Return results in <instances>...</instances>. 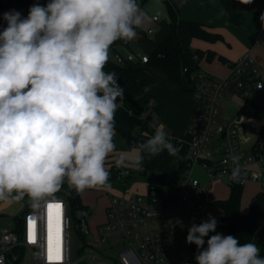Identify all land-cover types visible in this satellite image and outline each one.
<instances>
[{
  "label": "clouds",
  "instance_id": "9594fccd",
  "mask_svg": "<svg viewBox=\"0 0 264 264\" xmlns=\"http://www.w3.org/2000/svg\"><path fill=\"white\" fill-rule=\"evenodd\" d=\"M2 19L0 201L27 198L35 207L65 183L77 192L109 187L105 161L116 148L115 114L124 89L117 74L104 69L113 43L133 39L144 22L138 0H48L33 4L27 17L13 9ZM138 149L137 166L144 153L176 154L164 126ZM239 173L234 167L232 176ZM217 223L209 215L188 228L196 264H264L256 243L217 232Z\"/></svg>",
  "mask_w": 264,
  "mask_h": 264
},
{
  "label": "built area",
  "instance_id": "2783aa9c",
  "mask_svg": "<svg viewBox=\"0 0 264 264\" xmlns=\"http://www.w3.org/2000/svg\"><path fill=\"white\" fill-rule=\"evenodd\" d=\"M255 38L264 44V22ZM136 58L134 53H116L114 61L124 64ZM141 61L147 62L148 55H142ZM194 76L187 86L197 103L189 127V169L175 185L161 192L149 183L147 194L109 192L106 220L95 227H91V210L86 206L76 210L77 223L73 225L64 196L52 195L35 207L25 198L20 212L13 215L14 227L0 230V264H187L188 228L208 220L209 215L216 218L214 211H221L211 209L208 196L212 183L257 182L264 192V138L260 137L264 117L249 113L252 102L257 103L264 93V67L246 52L230 62L228 76L201 69ZM225 93L244 101L234 114L221 110ZM155 125L160 127L157 121ZM233 156L238 157L235 164ZM196 166L206 174L205 181L193 175ZM236 166L240 173L233 177ZM118 169L119 176H128V168ZM50 203L61 205L60 254L51 260L47 244ZM139 223L146 229L135 230ZM73 233L81 240L79 247L72 244Z\"/></svg>",
  "mask_w": 264,
  "mask_h": 264
},
{
  "label": "trees",
  "instance_id": "16d2710c",
  "mask_svg": "<svg viewBox=\"0 0 264 264\" xmlns=\"http://www.w3.org/2000/svg\"><path fill=\"white\" fill-rule=\"evenodd\" d=\"M10 1L0 0V12L8 8ZM148 1L138 0L141 8ZM164 1L169 15V33L163 40L157 42L154 50L148 54V61L144 63L146 68L129 62L119 64L111 59L106 64L110 71L123 76V105L115 114V149H117V145L122 148L139 146L156 129L155 116L151 108L152 105H155V101L151 92L145 91L149 80L145 75L148 71L151 68H159L172 81L179 83L186 91H189L187 86L191 85L192 77H195V72L200 68V60L204 56L208 60H212L215 55L212 51L193 49L191 45L193 39L201 38L213 41L221 38L219 34L207 31L203 24L181 18L178 3L176 4L172 0ZM221 2L226 7L230 17L237 22L240 12L237 10L235 0H221ZM30 7L26 6L20 12L23 17L28 14ZM4 27L6 24L0 21V30ZM136 30L141 31V28ZM119 46H129V41H115L110 51H117ZM222 60L224 59L222 58ZM185 69L187 70L185 71ZM252 103L253 110H249V113L258 115L260 106L258 103ZM168 136L176 149V154L170 155L164 151L157 156L149 157L144 153L143 162L140 165V172L147 175L149 182L155 184L161 192L165 191L167 186L171 188L175 185L188 171L190 163L188 144L184 140H179L169 134ZM260 137L264 138V126ZM229 185H232L231 196L225 200L215 201V205L221 210L220 225L226 229L227 235L236 236L241 243H256L260 248V255L264 257V192L257 193L252 199L248 213H243L241 201L244 185L237 183ZM64 191L67 192L66 195L72 202L73 210L83 206L80 192L74 188H69L66 183L55 194H61L60 192ZM189 250L190 253L196 255L197 248L194 244H189Z\"/></svg>",
  "mask_w": 264,
  "mask_h": 264
},
{
  "label": "crops",
  "instance_id": "0c3cea01",
  "mask_svg": "<svg viewBox=\"0 0 264 264\" xmlns=\"http://www.w3.org/2000/svg\"><path fill=\"white\" fill-rule=\"evenodd\" d=\"M151 1L160 2L164 5L161 11L162 14H158L152 10L150 5ZM172 1L179 4V16L181 18L199 22L203 24L205 29L210 33L219 34L221 36L220 39L213 41L201 38H195L192 41L191 45L193 49L214 52V58L209 60L210 62L207 61V65L209 67L228 76L230 74V62L237 60L246 52H249L252 55L257 65L260 64L258 66L264 67V44L259 43L255 38L256 31L262 24L260 16L261 14H264V0H253L251 4H243L240 0H235L237 3V10L240 12L239 20L237 22L230 17L221 0ZM47 2L48 0H11L8 8L0 12V21L3 24H6V22L2 19V14L5 12L13 9L18 12H22L26 6H32L35 3L46 5ZM141 10L144 13V22L140 26L141 31L136 30L134 38L129 40V46H119L117 47V51L115 50L114 52H109V59L112 61H114L116 53H120L124 56L128 53H134L137 57L136 61L129 63H134L133 65L136 64L143 67L144 63L141 61V56L151 53L154 50L156 43L160 42L168 35L169 15L164 0H149L148 3L141 8ZM27 15L25 17H27ZM154 16H158V19H154ZM151 28L154 29V31L149 33L148 30ZM149 36H154L156 39L153 40L149 38ZM145 38L150 39L151 43L149 42V44H151V46L148 45V41H146ZM137 45L140 49H138ZM221 57L224 60H222ZM203 60L208 59L204 56ZM199 66L200 68L198 69L211 74V72L207 71L200 62ZM104 70L106 72H113L106 66ZM116 74L118 76L117 83L122 88L123 76L118 73ZM145 76L149 79L147 88L150 89L149 91L153 95V99L155 101V105L151 107L152 113L155 112L156 114L155 121H157L158 125L164 126L165 130L168 131L166 132L172 137L179 140H188L190 138L189 127L191 119L197 106L196 99L193 94L186 91L179 83L172 81L159 68H151ZM117 148L124 150L130 147L122 148L117 145ZM115 158H119V154L117 152L109 154L105 161V168L109 172L108 183L113 187V189L112 187L110 189L114 191V185H116L119 189L114 193L121 194L125 192L127 194H131L130 190L133 188L134 184L132 182L129 186H127L128 180H126V177L118 175V167L121 165L114 164ZM114 174H117L118 176L112 177ZM121 183H124V186H121ZM220 183L223 182L215 181L212 183L211 188L213 185ZM249 184H254L257 188V190L253 193L254 195L251 196L252 198L257 193L262 192V186L260 183L249 182ZM90 189L94 192L92 200L84 201L82 199L81 192L80 196L83 206H86L91 210L90 224L95 227L97 224L106 220L107 209L110 203V191L98 188ZM54 195L61 196L60 194ZM102 198H105V200ZM208 199L211 203V209L220 210L219 207L215 205V201H212L210 196H208ZM95 206L98 207L97 210H94ZM21 207L22 201L20 209ZM249 209L245 211L242 210V212L248 213ZM189 263L190 262L188 261L187 264Z\"/></svg>",
  "mask_w": 264,
  "mask_h": 264
},
{
  "label": "rangeland",
  "instance_id": "374dc122",
  "mask_svg": "<svg viewBox=\"0 0 264 264\" xmlns=\"http://www.w3.org/2000/svg\"><path fill=\"white\" fill-rule=\"evenodd\" d=\"M156 1V0H155ZM151 8L152 10H154L155 12H157L158 14H162V7H164V5L160 2H153L151 1ZM165 10V8H164ZM166 14V13H164ZM149 38L151 39H156V37L154 36H149ZM146 39V41H148V45L151 46V44H149L150 39ZM151 43V42H150ZM138 46V45H137ZM138 49H140V47L138 46ZM207 61L210 62L209 60H203V58L200 60L201 65L207 70L210 71L211 74L218 76V77H222V76H227L224 75L218 71H215L214 69H212L211 67H209L207 65ZM224 63V62H223ZM225 64V63H224ZM260 65V64H258ZM143 67L146 68V65H144ZM229 68V67H228ZM149 69V68H148ZM258 95V94H257ZM257 103L260 106V113L258 114L259 117H264V93H262L257 99ZM243 100L239 99V98H231V95L228 93H225L223 98H222V104H221V110L222 112H228L230 114H234L243 104ZM154 116H156L155 112H153ZM167 131V130H166ZM168 132V131H167ZM188 146V140H184ZM190 149V148H189ZM113 152H117L119 154V158H115L114 160V164H119L121 166L119 167H126L129 169V174L126 177V180H128L127 186H129L132 182L134 184L133 188L130 190L131 193H141V194H147L149 191V178L142 174L140 172V165L137 166L133 161L136 159V157L140 156V151L138 149V146H132L128 149H120L117 148L115 149ZM112 152V153H113ZM111 154V153H110ZM124 157L125 161L124 163H120V158ZM131 172V173H130ZM193 175L195 177L200 178L201 180H206V174L204 172H202L198 166L195 167V169L193 170ZM120 179V177H119ZM125 179V178H124ZM109 184V183H108ZM124 183H121V186ZM245 188L243 190V195H242V201H241V210L245 211L248 210L251 206V202H252V195H254L253 193L257 190V188L249 183L244 184ZM112 186L109 187H105V188H98V189H103L106 191H110V192H117V190L119 189L116 185H114L115 189L114 191L111 190ZM97 189V188H95ZM113 189V187H112ZM65 192V193H64ZM64 192H60L61 196H64L65 199L68 201L69 205H70V217H71V221L73 223V225H76L77 221L75 216L77 215V211L73 210V205L72 202L70 201V199L68 198V196L66 195V191ZM119 192V191H118ZM231 192H232V185L229 184H225L220 183V184H215L212 186L211 191H210V197L212 198V201H217V200H225L227 198H229L231 196ZM93 195L94 192L91 189H86L84 191L81 192V196L82 199L84 201L86 200H92L93 199ZM105 200V198H102ZM20 202H5V201H0V230L7 228V229H11L14 227L15 225V218L13 217V215H15L16 213L20 212ZM98 207L95 206L94 210H97ZM214 214L216 216V220H217V228L216 231L219 233H223L225 235H227L226 229L220 225L221 223V213L220 212H216L214 211ZM103 219V218H102ZM96 222V221H95ZM91 227H93V225L91 224ZM146 227L143 223H139L138 226L135 228V230H145ZM188 231L185 233V235L187 236ZM211 234H215V233H211ZM72 240H73V245L76 247H79L81 244V240L77 237V235L75 233L72 234ZM186 253H187V259L190 262L189 264H196L195 261V254L190 253L189 250V246H187L185 248Z\"/></svg>",
  "mask_w": 264,
  "mask_h": 264
},
{
  "label": "snow or ice",
  "instance_id": "6c2138e0",
  "mask_svg": "<svg viewBox=\"0 0 264 264\" xmlns=\"http://www.w3.org/2000/svg\"><path fill=\"white\" fill-rule=\"evenodd\" d=\"M48 219H47V244H48V258L51 260L53 256L60 254V219H61V205L58 203L48 204ZM55 210V213H53ZM30 241L34 239L30 232Z\"/></svg>",
  "mask_w": 264,
  "mask_h": 264
},
{
  "label": "water",
  "instance_id": "95a60500",
  "mask_svg": "<svg viewBox=\"0 0 264 264\" xmlns=\"http://www.w3.org/2000/svg\"><path fill=\"white\" fill-rule=\"evenodd\" d=\"M117 174L112 175V177H117ZM17 222L20 223L19 219H17Z\"/></svg>",
  "mask_w": 264,
  "mask_h": 264
}]
</instances>
